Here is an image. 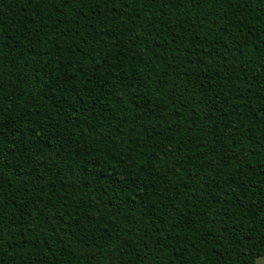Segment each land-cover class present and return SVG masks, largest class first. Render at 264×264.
<instances>
[{
	"label": "trees",
	"instance_id": "1",
	"mask_svg": "<svg viewBox=\"0 0 264 264\" xmlns=\"http://www.w3.org/2000/svg\"><path fill=\"white\" fill-rule=\"evenodd\" d=\"M264 0H0V264H257Z\"/></svg>",
	"mask_w": 264,
	"mask_h": 264
},
{
	"label": "snow or ice",
	"instance_id": "2",
	"mask_svg": "<svg viewBox=\"0 0 264 264\" xmlns=\"http://www.w3.org/2000/svg\"><path fill=\"white\" fill-rule=\"evenodd\" d=\"M259 261L261 262H264V254H261L259 257H258Z\"/></svg>",
	"mask_w": 264,
	"mask_h": 264
},
{
	"label": "clouds",
	"instance_id": "3",
	"mask_svg": "<svg viewBox=\"0 0 264 264\" xmlns=\"http://www.w3.org/2000/svg\"><path fill=\"white\" fill-rule=\"evenodd\" d=\"M258 264H264V262L258 261Z\"/></svg>",
	"mask_w": 264,
	"mask_h": 264
},
{
	"label": "rangeland",
	"instance_id": "4",
	"mask_svg": "<svg viewBox=\"0 0 264 264\" xmlns=\"http://www.w3.org/2000/svg\"><path fill=\"white\" fill-rule=\"evenodd\" d=\"M258 261H259V259L257 258V264H258Z\"/></svg>",
	"mask_w": 264,
	"mask_h": 264
}]
</instances>
